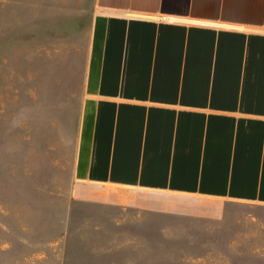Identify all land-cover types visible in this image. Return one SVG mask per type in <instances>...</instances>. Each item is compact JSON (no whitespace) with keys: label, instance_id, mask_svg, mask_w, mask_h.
Here are the masks:
<instances>
[{"label":"crops","instance_id":"0c3cea01","mask_svg":"<svg viewBox=\"0 0 264 264\" xmlns=\"http://www.w3.org/2000/svg\"><path fill=\"white\" fill-rule=\"evenodd\" d=\"M90 2L75 180L264 205V0Z\"/></svg>","mask_w":264,"mask_h":264},{"label":"rangeland","instance_id":"374dc122","mask_svg":"<svg viewBox=\"0 0 264 264\" xmlns=\"http://www.w3.org/2000/svg\"><path fill=\"white\" fill-rule=\"evenodd\" d=\"M91 13L90 0H0V264H264V205L130 203L75 180Z\"/></svg>","mask_w":264,"mask_h":264},{"label":"bare ground","instance_id":"6f19581e","mask_svg":"<svg viewBox=\"0 0 264 264\" xmlns=\"http://www.w3.org/2000/svg\"><path fill=\"white\" fill-rule=\"evenodd\" d=\"M146 16H151V15H146ZM163 19H166L165 17H163Z\"/></svg>","mask_w":264,"mask_h":264}]
</instances>
